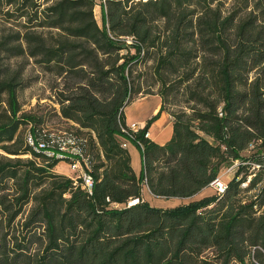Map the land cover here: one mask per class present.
I'll return each instance as SVG.
<instances>
[{"label": "trees", "instance_id": "16d2710c", "mask_svg": "<svg viewBox=\"0 0 264 264\" xmlns=\"http://www.w3.org/2000/svg\"><path fill=\"white\" fill-rule=\"evenodd\" d=\"M99 1L42 9L0 0L33 27L56 30L52 42L34 32L24 40L29 57L62 79L54 115L71 122L48 127L21 112V82L0 74V150L28 157L0 156V264H264L263 170L240 188L264 158V0ZM0 52L24 54L5 42ZM148 60L161 107L134 132L124 112L138 95L151 96L138 70ZM166 105L178 110L159 145L145 135ZM56 130L80 140L91 194L26 142ZM127 142L141 151L139 174ZM235 161L247 164L227 190L202 195ZM144 188L180 203L154 207Z\"/></svg>", "mask_w": 264, "mask_h": 264}, {"label": "rangeland", "instance_id": "374dc122", "mask_svg": "<svg viewBox=\"0 0 264 264\" xmlns=\"http://www.w3.org/2000/svg\"><path fill=\"white\" fill-rule=\"evenodd\" d=\"M34 1L40 4L42 9L46 6H50L54 2V0ZM242 2L243 0H239V5H241ZM96 3L99 4L100 1L96 0ZM229 7L230 3L228 2L225 4V8L228 9ZM14 10L15 8L12 6H0V42L10 44L12 47L21 46L24 54L17 55L16 53L12 54L9 52H0V74L3 75L1 78H14L15 80L21 82L20 84L22 88L20 87L17 91L21 112H31L32 114L44 117V125L48 127L67 129L71 125V122L65 120L63 121L62 119L58 118L57 115H54V112L59 111V106L55 103V92H57L62 87L63 81L53 74L46 72L43 67L35 63L34 59L29 57L27 54V44L24 40V35L27 32H34L36 35H40L47 39L48 42H52L53 38L56 37V30L33 27L35 26V22L28 23L29 21L27 18H21L17 16V13H14ZM93 15L97 24L101 27L102 15L98 5L93 9ZM152 64V60H148L147 62L140 64L138 67L141 76V89L142 91L149 92L151 96L152 94H156L158 91V85L155 83V79L152 77ZM140 98H143L141 94L137 96L136 100ZM157 101L158 97H151L142 102H137L135 104L131 103L126 108L125 114H127L130 121L132 118L136 117V119H140V121L145 122L147 119H150L156 114L155 113L151 115L150 113L152 112V109ZM138 106H143L142 112L139 115H137L135 112ZM177 110L178 107L166 105V111H164V113L169 115V112ZM151 132L155 133L156 135L154 128ZM156 137V139L160 141L161 138L158 136ZM148 138L150 139V136ZM136 147L137 146L134 145V143L130 142L129 152L131 153L133 161L131 163L132 168L137 174H139L142 157L140 151L138 150L139 148L137 147V149ZM0 156L11 159L20 158L24 160L28 158L23 155L18 157L10 156L5 154L2 150H0ZM55 172L57 174H71L69 167L65 162L60 163V165L57 166ZM223 180L229 181L230 177L225 175ZM9 185H12V183H9ZM9 192L11 193V191ZM213 192L214 190L210 187L202 195L211 194ZM143 195L154 207L162 206L166 208L168 206H175L180 203L179 201L174 200L157 201V199L149 198L147 196L148 192L146 188L143 189ZM29 207L30 206H26L24 208L23 215L15 221L18 225L26 218ZM22 233H25V230H22Z\"/></svg>", "mask_w": 264, "mask_h": 264}, {"label": "built area", "instance_id": "2783aa9c", "mask_svg": "<svg viewBox=\"0 0 264 264\" xmlns=\"http://www.w3.org/2000/svg\"><path fill=\"white\" fill-rule=\"evenodd\" d=\"M221 115V114H220ZM130 128L135 132L137 128L130 126ZM145 137H149L148 133ZM27 144L38 153H41L47 158L60 160V163L65 162L71 174H75V178L72 179L80 180L82 189L91 194L93 189V178L89 174L88 169V159L82 155L80 148V140L75 136L66 133L65 131L56 130L51 133H45L44 131L39 135V137H34L32 134H27L26 136ZM125 146V145H124ZM253 146L249 147V150H252ZM247 163L242 161L232 162L227 167L223 168L220 172V177L210 185V187L217 194H223L227 190L228 181L223 180L225 175L230 177V180L234 178L236 172L238 171L239 166L246 165ZM253 173L248 177L247 181L240 184L242 190L246 189L250 179L255 176V173L259 170L264 172V158L255 162L252 169ZM71 177V176H70ZM264 180V176H263ZM138 200H134L129 203V205H134ZM264 254V249L258 248Z\"/></svg>", "mask_w": 264, "mask_h": 264}, {"label": "crops", "instance_id": "0c3cea01", "mask_svg": "<svg viewBox=\"0 0 264 264\" xmlns=\"http://www.w3.org/2000/svg\"><path fill=\"white\" fill-rule=\"evenodd\" d=\"M151 97L154 98V97H158V96L157 95H153V96L143 97V98H140V99H137L136 101H134L133 104H135L137 102H142V101H144V100H146L148 98H151ZM142 107L143 106H138L136 108L137 110L135 112L137 113V115H139L142 112V109H143ZM160 107H161V100L158 97V101L154 105V107L152 109V112L150 114L152 115V114L157 113L159 111ZM124 114H125V112H124ZM125 119H126V124L128 126H134L135 128L142 127L145 124V122L148 120L147 119L145 122H143V121H140V119H136V117H135V118H132L131 121H130V119L128 118L127 114H125ZM170 119L171 118L166 113L162 112L160 114L159 118L152 124V126L149 129L148 135L150 136V140L154 141L155 143H157L159 145H163L165 142H167L170 139L171 133H172V122L170 121ZM153 128H154V130L156 132V135H155V133L151 132ZM156 136L161 138L160 141H158L156 139L157 138ZM125 146H126V149L129 152L130 142H127ZM138 150L140 151V149H138ZM140 153H141V151H140ZM129 154H130L131 163H132L133 161H132L131 153L129 152ZM147 196L149 198H152V196L149 193H148ZM143 199L146 200L147 202H149L148 199L144 195H143ZM152 199H154V198H152ZM157 201H160V200L157 199ZM174 201H178V200H174ZM155 207H162V206H155ZM168 207H171V206H168ZM162 208H164V207H162Z\"/></svg>", "mask_w": 264, "mask_h": 264}]
</instances>
